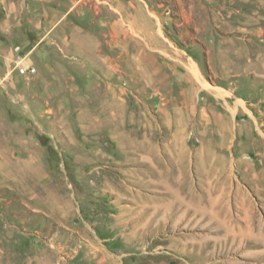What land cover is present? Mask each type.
<instances>
[{
	"label": "rangeland",
	"instance_id": "1",
	"mask_svg": "<svg viewBox=\"0 0 264 264\" xmlns=\"http://www.w3.org/2000/svg\"><path fill=\"white\" fill-rule=\"evenodd\" d=\"M0 264H264V0H0Z\"/></svg>",
	"mask_w": 264,
	"mask_h": 264
},
{
	"label": "built area",
	"instance_id": "2",
	"mask_svg": "<svg viewBox=\"0 0 264 264\" xmlns=\"http://www.w3.org/2000/svg\"><path fill=\"white\" fill-rule=\"evenodd\" d=\"M19 70L22 75H31L35 73V69L31 66L21 65Z\"/></svg>",
	"mask_w": 264,
	"mask_h": 264
}]
</instances>
